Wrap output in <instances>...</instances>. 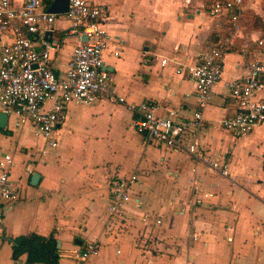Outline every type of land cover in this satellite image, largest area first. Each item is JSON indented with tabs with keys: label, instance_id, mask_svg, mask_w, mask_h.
<instances>
[{
	"label": "crops",
	"instance_id": "0c3cea01",
	"mask_svg": "<svg viewBox=\"0 0 264 264\" xmlns=\"http://www.w3.org/2000/svg\"><path fill=\"white\" fill-rule=\"evenodd\" d=\"M86 1L109 11L100 21L110 37L103 70L124 103H68L52 136L55 148L34 125L16 128L7 114L0 159L12 158L9 184L17 197L0 204V264L14 262L8 240L30 234L59 244L56 264H76L91 243L98 253L80 264H264V123L241 137L222 125L234 114L225 84L244 77L250 61H264V45L258 46L264 43V0H246L239 31L231 30L229 13H211L212 3L223 0ZM52 2L42 0V9ZM22 3L13 0L15 7ZM70 27L56 15L47 32L61 41L50 56L58 77L78 43ZM12 38L0 32V51ZM224 40L222 77L202 110V127L181 137L186 145L196 136L200 159L137 132V114L127 106L150 101L158 117L173 111L181 124L200 111L187 67ZM256 99L264 101V92ZM208 160L219 161L228 176L210 169ZM133 174L129 203L110 217V188Z\"/></svg>",
	"mask_w": 264,
	"mask_h": 264
},
{
	"label": "built area",
	"instance_id": "2783aa9c",
	"mask_svg": "<svg viewBox=\"0 0 264 264\" xmlns=\"http://www.w3.org/2000/svg\"><path fill=\"white\" fill-rule=\"evenodd\" d=\"M246 0H223L213 2L211 13H229L230 27L233 31L241 29L240 11ZM42 0H23L20 6H13V0H0V32H11L10 43L0 51V111L15 118L14 126L23 127L31 123L52 148L57 146L53 133L64 120L66 105H92L99 99L124 103L112 89V77L103 70L102 54L109 41L107 31L100 21L107 19L106 7L90 6L86 0H68L67 12L63 14L71 27L68 34L75 36L77 45L71 52L66 70L58 77L50 67V56L61 48V41L49 37L47 32L56 20V15L42 9ZM85 39V40H83ZM227 40L217 48L201 53L194 63L187 67V73L194 83L197 107L200 109L186 123L174 121L175 113L158 117L157 106L144 101L135 111L134 129L149 140L168 148L184 149L190 156L200 159L197 138L183 144L181 137L197 133L202 127V110L208 105L214 88L221 80L223 72V53ZM263 41L258 46H263ZM163 60L161 65H165ZM177 70V73H180ZM234 105V114L224 119L222 125L237 136H247L264 123V101L256 95L264 92V61L252 60L248 63L244 77L225 84ZM210 169L228 176L227 168L219 161H209ZM10 155L0 159V204L13 201L17 191L10 187L9 171L12 167ZM137 175L118 179L110 188L108 214L119 217L122 209L130 201V188L136 183ZM191 183H193L191 181ZM264 187V180L262 182ZM204 197H211L204 194ZM159 223V221H157ZM196 239L197 235L194 234ZM99 246L88 244L76 255V264L96 255ZM13 264H25L14 261Z\"/></svg>",
	"mask_w": 264,
	"mask_h": 264
},
{
	"label": "trees",
	"instance_id": "16d2710c",
	"mask_svg": "<svg viewBox=\"0 0 264 264\" xmlns=\"http://www.w3.org/2000/svg\"><path fill=\"white\" fill-rule=\"evenodd\" d=\"M13 249V260L27 256L31 264H56V244L53 239H46L35 234L8 240Z\"/></svg>",
	"mask_w": 264,
	"mask_h": 264
},
{
	"label": "water",
	"instance_id": "95a60500",
	"mask_svg": "<svg viewBox=\"0 0 264 264\" xmlns=\"http://www.w3.org/2000/svg\"><path fill=\"white\" fill-rule=\"evenodd\" d=\"M67 8H68V0H53L52 4L49 6L47 12H49L51 14H55V15H62V14L67 12ZM83 40H85V39H83ZM263 55H264V49H263ZM6 121H7V114L0 112V129L5 127ZM38 178H39L38 175L34 174L32 176V182L36 183ZM56 248L57 249L59 248L58 243H57ZM56 258L57 257L55 256V259ZM25 264H31L28 262L27 258L25 260Z\"/></svg>",
	"mask_w": 264,
	"mask_h": 264
},
{
	"label": "rangeland",
	"instance_id": "374dc122",
	"mask_svg": "<svg viewBox=\"0 0 264 264\" xmlns=\"http://www.w3.org/2000/svg\"><path fill=\"white\" fill-rule=\"evenodd\" d=\"M252 23H254V24H256L257 26H259L258 25V23H257V21L254 19L253 21H252ZM264 26V25H263ZM264 28V27H263Z\"/></svg>",
	"mask_w": 264,
	"mask_h": 264
}]
</instances>
